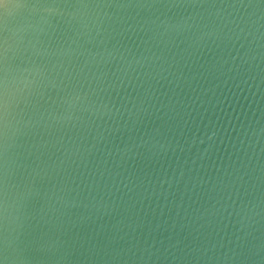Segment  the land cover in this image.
<instances>
[{"label":"water","instance_id":"obj_1","mask_svg":"<svg viewBox=\"0 0 264 264\" xmlns=\"http://www.w3.org/2000/svg\"><path fill=\"white\" fill-rule=\"evenodd\" d=\"M0 264H264V0H0Z\"/></svg>","mask_w":264,"mask_h":264}]
</instances>
